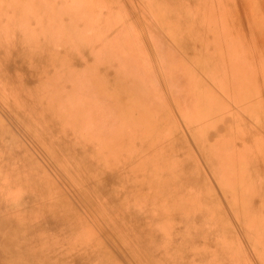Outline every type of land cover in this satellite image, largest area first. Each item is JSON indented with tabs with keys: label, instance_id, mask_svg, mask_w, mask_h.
Segmentation results:
<instances>
[{
	"label": "rangeland",
	"instance_id": "374dc122",
	"mask_svg": "<svg viewBox=\"0 0 264 264\" xmlns=\"http://www.w3.org/2000/svg\"><path fill=\"white\" fill-rule=\"evenodd\" d=\"M14 1L16 0H0V5L6 7ZM37 1L43 9L51 5L56 10L72 2H76L72 6L77 7L89 2ZM93 2V8L103 10V15L124 17L150 63L153 79L170 124V127L162 128L159 134L170 136L173 142L170 152L182 148L193 167L190 175L194 173V179L182 177L181 181L197 196L201 194L198 189L200 183H205L209 203L219 210L221 220L233 230L237 240L236 247L247 255L245 257L248 264H260L251 257L250 244L244 237V234L255 233L254 222L247 220L244 227H238V218H235L232 202L227 201L225 196V191H232L234 187L229 185L225 188L220 184L222 175L212 172L210 164L215 161L213 158H207L203 147L209 144L210 139L205 140L203 136L198 138L196 134L198 131L202 132L206 126H211L209 136L212 138L216 131L214 126H218L217 130L222 129L224 132L221 135L223 141H237L243 144L240 150L256 158L254 161L260 166L261 174L258 179L261 178L260 182L264 183V0H198V3L192 0H174L175 3L173 0H153L154 8H149L150 12L147 8L152 3L151 0ZM208 3L212 6L211 9ZM9 7L17 11L13 4ZM186 13L189 15L186 21L194 20L195 25V30L189 33L194 38L188 46L194 49L190 53L192 57L183 51L176 40L177 30L188 26L185 20L182 24L178 23L181 14ZM197 15L201 17L199 24ZM152 41L167 48L172 65L180 63L194 77L191 83L196 82V85L193 83L189 89L194 103L191 107L181 108L178 99L172 94L161 65L162 55L154 51ZM49 78L48 75L46 78H31L25 94L51 83ZM112 91L123 95L117 89ZM196 91L206 99L203 106L199 107V102L196 104ZM8 93L13 92L0 87V121L11 136L5 145L8 146L11 140H16L21 147L22 155L26 156L23 164L20 163L22 169L18 166V159L14 164L20 168L27 182L37 179L36 172L30 170L34 167L33 163L41 168L40 177L47 178L50 182L49 198L43 197L40 200L42 197L39 193L29 192L21 185L9 186L1 180L2 176L0 178V218H4L7 213H15V220L22 225L19 227V233L24 235L26 232L29 237L16 251L18 260L30 258L37 260L39 264L42 260L48 264H81L82 261L84 264H161L150 255L147 247L149 243L145 242L142 236L136 235V228L148 222L150 225L145 224L146 229L144 228L145 239L159 247L165 264H179L175 252L180 247L186 251H200L202 258L209 259L208 256L212 253L196 244L193 238L186 234L195 222L198 223L202 213L200 209L189 216V220L176 221L171 236H168L169 230L160 231L161 227L154 225L156 219L152 210L158 199L156 193L143 195L126 179L121 185L112 180L111 175L121 176L120 173L125 174L127 170L125 162L121 160L120 146L104 153L105 150L101 149L103 142L99 139L95 142L97 146H94L92 141L80 135L79 130L74 131L73 128L71 132L75 133L59 132V135L65 138L64 145L67 148L77 140L79 145L86 146L85 155L80 154L75 158L86 162L88 171L84 174V170H75L70 159L67 161L66 157L62 156V153H67L65 148L58 145L55 151L49 142V136L58 134V126L55 127L47 115L50 109L44 115L40 114L32 119L27 108L16 104V99L20 100L22 97L18 93V96L16 93ZM180 99L183 102L184 98ZM122 103L121 108L124 106ZM199 108L206 112L205 117L195 116L196 109ZM80 127L82 133L94 134L98 130L93 126ZM241 135L249 136V140L240 141ZM88 142L93 144L91 148L87 147ZM169 150L164 155L168 161L174 160V163L175 158L170 156ZM125 155H128V152ZM218 155L219 153H216L215 157L218 158ZM133 156L141 157V154L135 153ZM128 159L132 160L129 156ZM168 171L166 164L150 166L149 170L153 181L166 176ZM83 175L87 176L81 177ZM105 178L107 179L104 180ZM148 179L141 177L138 183L147 182ZM39 200L40 202H37ZM19 206L32 209L33 214L37 213L34 218H43L47 226L40 228L31 216L27 217L17 211ZM164 214L160 213L159 223H167L168 214ZM132 219L137 221L133 222ZM126 222L127 225L123 227L122 224ZM256 241L255 239L253 244H257ZM77 252L84 253L82 258ZM104 254H107V261ZM192 254L191 250L188 258L196 260ZM245 257L243 259H246Z\"/></svg>",
	"mask_w": 264,
	"mask_h": 264
},
{
	"label": "bare ground",
	"instance_id": "6f19581e",
	"mask_svg": "<svg viewBox=\"0 0 264 264\" xmlns=\"http://www.w3.org/2000/svg\"><path fill=\"white\" fill-rule=\"evenodd\" d=\"M192 1L198 3V0ZM151 2L147 8L149 12L154 8L153 0ZM93 3V0H89L77 7L72 6L76 4L72 2L63 5L59 10L51 5L43 9L37 0H16L6 7L0 5V87L16 95L18 93L23 99L18 97L20 100L16 99V104L27 108L32 119L34 116L44 115L50 109L47 115L55 127L58 126V134L49 136V142L55 151L58 145L65 148L67 153H62V156L66 157V160L70 159L75 170H84V174L88 171L86 162L75 158L80 154L85 155L86 146L79 145L77 140L78 143L73 142L70 148H67L64 145L65 138L59 135V132L70 133L74 128V131L79 130L80 135L92 141L94 146H97L95 142L99 139L103 142L101 149L105 150L104 153L120 146L121 160L125 162L127 170L125 174L119 172L121 176L111 175L112 180L121 185L126 179L143 195L156 193L158 199L152 210L156 219L154 225L161 227L160 231L169 230L168 236H171L176 221H187L191 218L189 216L200 209L202 213L198 223L195 222L186 234L212 255L205 260L200 251L191 249L192 257L196 260H190L188 256L191 250L186 251L180 247L175 252L179 264H248L247 255L236 247L237 240L233 230L221 220L219 210L210 205L205 183H200L198 189L201 194L197 196L181 181L182 177L194 179V173L190 175L193 167L182 148L170 152L173 143L170 136L159 134L162 128L170 127V124L153 79L150 63L132 27L121 15H103V10L93 8ZM12 4L17 7V11L9 7ZM208 6L211 9L210 3ZM181 16L183 18L181 17L178 23L182 24L185 20L188 26L177 30L176 40L183 51L192 57L190 53L194 49L188 46L194 39L189 34L195 30L194 20L186 21L189 18L188 13ZM200 18L197 15V24ZM101 30L106 31L103 33ZM152 45L154 51L162 55L161 65L172 94L178 99L181 108L191 107L194 103L189 89L196 83H191L194 77L180 63L172 65L169 62L170 52L167 48L158 42L152 41ZM47 75L51 83L25 94L31 78H46ZM112 89H117L123 95L115 94ZM180 97L184 98L183 102ZM194 98L196 104L199 102V107L206 101L197 91ZM13 99L15 100L14 96ZM122 102L123 108L120 107ZM201 110L196 109V117L206 116V112ZM80 126H93L98 130L94 134L82 133ZM214 127L216 131L212 138L209 136L211 126H206L196 135L198 138L203 136L205 140L210 139L209 144L203 147L207 158H213L215 161L210 164L212 172L222 175L220 184L225 188L229 185L234 187L232 191H225V196L227 201L232 202L235 218H238V227H244L247 220H253L255 233L244 234V237L250 244L251 257L264 264V183L260 182L261 178L258 179L261 176L260 166L254 161L256 158L240 150L243 144L237 141H223L221 135L224 132L222 129L217 130L218 126ZM204 132L207 134H203ZM10 137L0 121L1 180L9 186L21 185L29 192L39 193L42 197L40 200L43 197L49 198L50 182L47 178L40 177L39 166L33 163L34 167L30 169L36 172V180L27 182L24 179L20 163L23 164L26 156L22 155L16 140H11L8 146L5 145ZM244 140H249V136L241 135L240 141ZM93 144L88 142L87 147L91 148ZM212 149L214 151H211ZM168 150L170 156L175 158L174 163V160L168 161L164 155ZM126 152L128 155H125ZM135 153L141 154V157L133 156ZM216 153H219L218 158L215 157ZM128 156L132 160H129ZM16 159L19 160L20 168L14 164ZM164 164L168 166V174L153 181L150 177V166ZM141 177L149 179L139 184ZM17 211L27 217L31 216L40 228L47 226L43 218H34L37 213L33 214L29 207L19 206ZM160 213L168 214L166 224L159 223ZM14 214L7 213L4 218H0V264H39L37 260L30 258L18 260L16 251L29 237L26 232L24 235L19 233V227L22 225L15 220ZM145 224L149 222L140 224L136 228V235L142 236L145 242L149 243L147 247L152 258L165 264L159 247L146 241ZM122 225L125 227L127 222ZM30 231L32 232V229ZM255 239L257 244H253ZM82 254L84 253H80L81 258ZM104 255L107 261V254ZM244 257L246 259H243ZM40 264L48 263L42 260Z\"/></svg>",
	"mask_w": 264,
	"mask_h": 264
}]
</instances>
